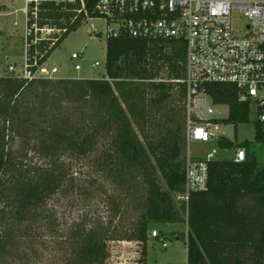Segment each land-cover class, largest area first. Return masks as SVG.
Listing matches in <instances>:
<instances>
[{
  "label": "trees",
  "instance_id": "obj_1",
  "mask_svg": "<svg viewBox=\"0 0 264 264\" xmlns=\"http://www.w3.org/2000/svg\"><path fill=\"white\" fill-rule=\"evenodd\" d=\"M97 2L83 0L82 7L80 0H41L38 27L61 32L31 44V61L35 55L38 65L46 62L83 20L99 17ZM105 42L101 78L25 82L12 73L0 76V254L38 229L53 232L51 216L42 214L46 203L68 180L67 160L87 158L123 189L124 200L114 199L118 212L132 199V229L118 239L141 245L138 264H146L150 225L178 222L188 225L181 237L186 264H264V163L255 154L257 145L264 147V120L258 118L264 105L255 110L253 141L237 144L246 149L245 160H211L208 188L177 203L187 156L186 86L177 81L185 75V43L127 35ZM204 89L213 104L228 106L223 122L236 127L249 121V102L239 101L233 84L210 82ZM16 140V147L9 145ZM217 145L236 143L222 138ZM65 235L67 264L108 259L113 237L101 229ZM159 236L166 239L164 231Z\"/></svg>",
  "mask_w": 264,
  "mask_h": 264
},
{
  "label": "built area",
  "instance_id": "obj_2",
  "mask_svg": "<svg viewBox=\"0 0 264 264\" xmlns=\"http://www.w3.org/2000/svg\"><path fill=\"white\" fill-rule=\"evenodd\" d=\"M23 1L22 7L13 10H24L26 15L23 63L19 70L14 63L9 64L8 72L25 82L36 78L55 79L57 68H50L45 62L38 65L35 55L32 62L28 50L37 40L47 39L50 32L59 34L61 30L47 26L39 28L37 16L41 0ZM80 2L84 7L83 0ZM1 7L8 6L3 3ZM96 11L110 26L105 38L127 35L144 39H180L185 43V75L177 81L186 86L187 146L191 141H214L217 145L219 140L227 138L222 128L233 125L223 122L226 117L216 114L215 104L204 89L206 83L233 84L238 90L239 101H248L250 110L264 105V0H98ZM241 18L244 22L239 27L237 23ZM37 32L45 36H35ZM30 35L33 38L29 42ZM3 46L6 42L0 41V52ZM70 57L77 60L81 52L72 53ZM98 65V62L92 64L93 67ZM34 66L36 69L32 70ZM74 69L79 70L80 66L75 63ZM258 118L264 120V114ZM216 153L215 148L200 157H191L187 152L184 191L175 196V202H187L191 193L208 188V166L215 160ZM245 158L246 149L236 146L230 160L239 163ZM159 234L156 229L150 231V236L166 247V239Z\"/></svg>",
  "mask_w": 264,
  "mask_h": 264
},
{
  "label": "rangeland",
  "instance_id": "obj_3",
  "mask_svg": "<svg viewBox=\"0 0 264 264\" xmlns=\"http://www.w3.org/2000/svg\"><path fill=\"white\" fill-rule=\"evenodd\" d=\"M3 3L8 7L0 8V41L6 42V46H3L0 52V76L9 73L7 69L9 64L14 63L17 70L21 68L26 25L25 11H13L14 8L24 5L23 0H0V4ZM13 22H16V25H13ZM243 22L241 18L237 25L240 27ZM109 27L100 17L83 20L82 25L71 32L50 54L45 65L57 68L55 78L105 76V33ZM94 29L102 34H96ZM37 33L35 36L41 38L45 36L41 32ZM75 52H81V57L77 60L70 57ZM94 62H98L99 65L93 67ZM75 63L80 66V70L74 69ZM161 76L165 78V73L162 72ZM177 91V88L173 91L176 98ZM180 104L183 105V102ZM213 108L216 114L223 118L227 117L226 104H215ZM255 118V109L251 108L248 122L239 123L236 127L234 125L223 127L222 132L227 138L235 140L236 146L243 140L253 141ZM9 145L16 147L18 142L16 140ZM236 146L220 149L214 141L206 143L191 141L187 146V152L191 157H200L215 148L217 150L215 160L230 159ZM255 154L259 163H264V147L257 145ZM67 162L68 180L65 186L47 201L42 213L51 216L53 232L38 229L30 236L17 239L8 247L5 254H0V264H67L70 248L65 240V234L89 228L101 229L107 236L113 237L108 242L109 257L104 264H138L141 245L135 241L118 239L120 234L132 229V199H125V204L122 201L124 205L122 204V209L118 212L114 199L115 196H120V200H124L123 189L118 188L116 183L100 172L90 159L76 158ZM153 229L166 233L167 246L163 247L159 239L149 237L146 244V264H186V246L181 237L187 234V223H157L150 225L149 232ZM177 237L178 240L175 239Z\"/></svg>",
  "mask_w": 264,
  "mask_h": 264
},
{
  "label": "crops",
  "instance_id": "obj_4",
  "mask_svg": "<svg viewBox=\"0 0 264 264\" xmlns=\"http://www.w3.org/2000/svg\"><path fill=\"white\" fill-rule=\"evenodd\" d=\"M89 19V18H88ZM106 43V42H105ZM48 60V59H47ZM45 64V63H44ZM80 70V69H79ZM60 77H63V76H60ZM63 78H65V77H63ZM76 78H81V77H76ZM164 224V223H163Z\"/></svg>",
  "mask_w": 264,
  "mask_h": 264
},
{
  "label": "water",
  "instance_id": "obj_5",
  "mask_svg": "<svg viewBox=\"0 0 264 264\" xmlns=\"http://www.w3.org/2000/svg\"><path fill=\"white\" fill-rule=\"evenodd\" d=\"M176 240H178V237L177 238H175Z\"/></svg>",
  "mask_w": 264,
  "mask_h": 264
}]
</instances>
